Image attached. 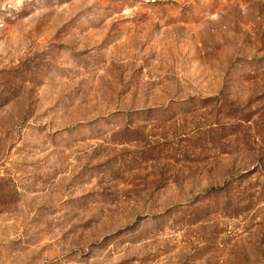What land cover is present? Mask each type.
I'll list each match as a JSON object with an SVG mask.
<instances>
[{
	"label": "rangeland",
	"instance_id": "rangeland-1",
	"mask_svg": "<svg viewBox=\"0 0 264 264\" xmlns=\"http://www.w3.org/2000/svg\"><path fill=\"white\" fill-rule=\"evenodd\" d=\"M0 0V264H264V0Z\"/></svg>",
	"mask_w": 264,
	"mask_h": 264
},
{
	"label": "clouds",
	"instance_id": "clouds-1",
	"mask_svg": "<svg viewBox=\"0 0 264 264\" xmlns=\"http://www.w3.org/2000/svg\"><path fill=\"white\" fill-rule=\"evenodd\" d=\"M23 3V0H15L14 7H19Z\"/></svg>",
	"mask_w": 264,
	"mask_h": 264
}]
</instances>
